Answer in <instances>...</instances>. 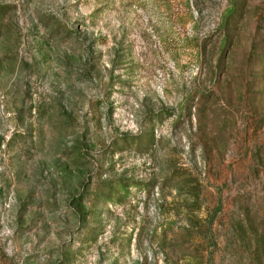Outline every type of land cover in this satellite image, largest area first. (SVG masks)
<instances>
[{
    "label": "rangeland",
    "instance_id": "rangeland-1",
    "mask_svg": "<svg viewBox=\"0 0 264 264\" xmlns=\"http://www.w3.org/2000/svg\"><path fill=\"white\" fill-rule=\"evenodd\" d=\"M0 264H264V0H0Z\"/></svg>",
    "mask_w": 264,
    "mask_h": 264
}]
</instances>
